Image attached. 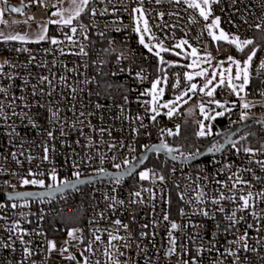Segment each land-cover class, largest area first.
<instances>
[{"label": "built area", "instance_id": "1", "mask_svg": "<svg viewBox=\"0 0 264 264\" xmlns=\"http://www.w3.org/2000/svg\"><path fill=\"white\" fill-rule=\"evenodd\" d=\"M12 4L24 5L22 12L34 21L47 20L60 5L58 0H43L46 7L30 0ZM138 8L158 41L171 46L185 40L208 52L211 69L231 63L229 56L242 65L255 48L251 82L242 91L223 87L211 97L204 95L199 88L206 79L188 81L184 66L172 64L165 53L162 63L157 52L140 42L135 14L141 13L133 11ZM87 12L80 24L49 25L46 39L0 44L5 58L0 65V264H264V199L259 195L264 193V145L245 146V140L189 164L160 155L163 163L148 179L136 171L53 196L7 197L53 188L77 179L75 172L81 178L122 170L152 144L177 146L165 137L191 105L197 121L201 103H232L225 113L227 128L264 112V0H219L212 3L208 20L183 0H89ZM216 17L226 39L254 44L240 51L230 40H214L207 25ZM53 38L58 43H51ZM154 80H166L170 96L192 83L197 91L189 92L190 99L171 117L157 115L149 101ZM199 131L195 124L193 143L178 145L172 154H199L205 144ZM53 172L58 182L51 179ZM24 179L43 180L44 185L23 184ZM249 192V206L243 208L239 197ZM75 209L83 221L61 227L60 215ZM233 212L234 226L228 219ZM72 228L81 229L80 242L71 240ZM245 234V241L237 242ZM56 239L66 243L53 250L50 244Z\"/></svg>", "mask_w": 264, "mask_h": 264}, {"label": "rangeland", "instance_id": "2", "mask_svg": "<svg viewBox=\"0 0 264 264\" xmlns=\"http://www.w3.org/2000/svg\"><path fill=\"white\" fill-rule=\"evenodd\" d=\"M183 1H185V0H183ZM12 2H13V0H6V2H5V0H1L0 1V9L3 10V16L0 17V23L1 24H6V25L10 24L11 27L14 30L18 29V30H25V31H30V30L42 31L41 25H43V23H41V24L39 22L35 23V21L30 19V17L26 16L24 14V12H22L20 15H13V14H11L9 16L6 15L5 13H6V7L7 6H5V4L7 5V3H12ZM194 2L200 3L202 7H205L206 11L208 10L207 7L203 5L202 0H194ZM211 6H212V4H211ZM58 8H63V4H60ZM58 8H55L52 11V13L57 11ZM198 11H199V9H198ZM52 13H51V16L47 19L46 22H48V21H58V20L61 19L60 16H54V15H52ZM65 15H67V14L65 13ZM135 15H136V28L137 27L140 28V31L138 32L139 33V37L140 38H141V36L144 37V43L143 44L145 45V47H147L149 49H152L155 52H159L160 53V58L163 59L164 58L163 53H165V55L167 56V59L169 58L172 64L184 66L185 69H186V73L193 75V78H197V77H200L202 79L210 78L212 72L215 70L217 72V79L213 81V85H217L218 82H219V72L222 69H227V68L231 67L232 68L231 76L233 77V83H234V80H235L234 77H235V74H236V67H235L234 64L226 63V62H219V63L214 65V69H211L212 66H213V61H212V56L211 55H210L211 56V62L210 63L206 62V59H207L206 54H209L208 52H204L201 49L197 48L196 46H194L192 44H189L188 42L186 44H183L181 47H176V45L181 44V42L185 41V40H180V41H178L177 43H175V44H173L171 46L162 44L160 41L157 40V38L154 35V33H152L148 23H147L148 31L147 32L144 31V27H145L144 21L146 20L145 16L143 14L142 15L139 14L137 16V13ZM25 21H26V23H25ZM51 24H57V23H51ZM211 29L213 31L212 36L219 37L221 31H223L226 34V36H227V33L223 30V28H221L219 26V24H218V26H213ZM5 36H7L6 33L0 32V41L1 40H5L4 39ZM44 36H45V39H46L47 38V34H44ZM233 38H235V37H231V39H233ZM231 39H229V40H231ZM29 40H31V39L12 40V41L28 42ZM214 40H217V39H214ZM223 40L229 41L228 39H223ZM161 48L168 49L169 51H161ZM193 48H195L197 50V55L195 57L191 54ZM176 53H179V55H177ZM4 59H5L4 56L0 55V65H2L4 63ZM193 60L197 61L196 66L188 67V65L192 64ZM245 60H247V58H245ZM241 67H243V64L241 65ZM202 69H207L208 77H202V76L195 75L197 72L201 71ZM228 75H229V73L225 72V85L216 87V90H215L214 94H216V91L219 88L227 87V77H228ZM251 80H252V75H251V71H250V68H249V81H248V83L251 82ZM155 81H157V80H154L153 82H155ZM238 81H240V80H238ZM166 87H167V81L166 80L161 81L160 84L157 85V91H159V89H163L162 95H159L158 99H157L156 113H159V114L160 113H166L167 114V112L169 110L167 108L160 107L159 105H162V104H164L166 102H169V101H175V97L176 96L168 95L167 91H166ZM151 99H152V96L150 97L149 101H151ZM189 99H190V96H184L182 100H180L178 102H175V104H173L172 107H174L175 111H177L179 108L183 107V105L186 104L184 101H188ZM214 101H219L220 104L223 105V107L217 106V104L214 103ZM203 104H204V108L208 109V110H205L204 113H202L201 110H200L199 111L200 115H199L197 121H196L197 110H195L194 105H191V106L187 107L184 110L183 120L182 121L184 123L190 121V123L193 126V130H194L195 124H198L199 128H200V124L202 122L205 125V131L208 132L207 135L211 137L217 131L215 126H214V120L216 118L223 117L225 115V113L227 112V110L230 109L232 103H230V105L228 107H226L227 105H226L225 101L217 99V100H213V101H210V102H204ZM151 107H152V105H151ZM217 112H223L224 114L222 116H217L216 115ZM206 117H215V119H208ZM257 117L264 118V112L259 114ZM181 123L182 122H179L176 125V127L171 129V132L174 133V134L173 135L167 134V137H165V142H167V141H171L172 143L175 142V144L177 146L180 145V144L189 145L190 143H193V133H192V136L190 138V141L188 143L184 142L185 140L182 138ZM243 144L245 146L248 145L246 142H244ZM233 146H239V145L234 143ZM257 146H259V145H257ZM142 172H147L148 173V176L146 178V179H148L151 176H154L156 174V168L148 167V166L144 167L143 166L137 172L139 177H140V173H142ZM64 180L65 179H62V182H64ZM56 182H58V181H56ZM70 232L72 233V235L70 236L72 241L80 242L82 240V235H81V229L80 228H72V229L69 230L68 234ZM65 243H66V240H63V239L52 240L51 244H54L55 247L54 248L51 247V248L53 250L61 249L65 245Z\"/></svg>", "mask_w": 264, "mask_h": 264}, {"label": "snow or ice", "instance_id": "3", "mask_svg": "<svg viewBox=\"0 0 264 264\" xmlns=\"http://www.w3.org/2000/svg\"><path fill=\"white\" fill-rule=\"evenodd\" d=\"M6 2V0H5ZM31 3H35V4H38L40 6H45L43 4V0H30ZM157 2H159V0H157ZM177 3L180 2V0H176ZM186 3H188V6L191 7V8H194V9H199V14L201 17L204 18V20H208V17L209 15L211 14V4L212 3H218L219 0H202V3L204 6L207 7V11L205 10V7H202L200 3H196L194 2V0H185ZM58 3L62 4L63 3V0H58ZM68 3H69V7L67 8H58L57 11L53 12L52 15L54 16H60L61 19L58 20V21H48L47 23H61V24H64V25H67V26H71L72 23H73V20L78 18L80 16V14L82 12H84L85 10V7L88 5L89 3V0H68ZM52 7H57V5H53ZM11 11L12 12H20L21 9L18 8V7H13L11 8ZM134 12H140L141 15L143 14L142 13V10L141 9H133ZM65 13L67 15H65ZM3 15V10L0 9V16ZM163 15V14H161ZM30 19H33V17H30ZM219 17H216L213 21H212V24L211 25H207V27H209L210 29L213 27V26H218L219 24ZM26 23V21H25ZM138 23V22H137ZM144 31L147 32L148 31V27H147V21L145 20L144 21ZM256 28L257 29H261V25L260 24H257L256 25ZM41 34L38 36V39L39 40H43L45 39V36L43 34V32L46 31V26L45 25H41ZM137 32L140 31V28L137 27L135 29ZM77 31L76 27H71V32L73 34H75V32ZM68 39H71V37H67ZM226 34L221 31L220 33V36L217 37V36H213V39H226ZM5 40H24L25 39V36H21V35H7L4 37ZM140 42L141 43H144V37L141 36L140 38ZM230 43H233L236 45V47L238 48V50L240 51H243L244 50V47L245 46H248V45H253L254 44V41L251 40V39H247V40H243V41H240L239 37H235L233 39H231L229 41ZM51 43L53 44H56L58 43V41L53 38L51 40ZM187 41H182L181 44H178L176 45V47H181L183 44H186ZM161 51H169L168 49H164V48H161ZM81 52H83V48H81ZM177 55H179V53H176ZM194 57L197 55V50L195 48L192 49V53H191ZM256 54V50L255 48L252 49L251 53L248 55L247 57V60H245L243 62V67H241V62L238 61V60H235L233 57L229 56L227 57V60L231 62V64H234L235 67H236V74H235V77L234 79L235 80H242V83L239 85V89L242 91L244 89V86L247 85L248 81H249V67H250V64H251V61L253 59V57L255 56ZM86 55V53H85ZM157 56L160 55L159 52L156 53ZM206 62L210 63L211 62V56L210 54H206ZM161 62L163 63V59L161 58ZM197 64V61L196 60H193L192 64L188 65V67H194L196 66ZM2 67V66H0ZM261 67L264 68V61L261 62ZM225 72L229 73L228 77H227V87L231 88L233 92H236L237 91V85L233 83V77L231 76V72H232V68L229 67L227 69H222L220 72H219V82L217 85H213V81L217 79V72L214 70L211 74V77L210 78H207L206 79V83L199 88V91L201 93H203L204 95L206 96H213L215 90H216V87L218 86H222V85H225ZM195 75L197 76H202V77H208V73H207V69H202L201 71L197 72ZM185 77L188 81H191L193 79V75L191 74H188V73H185ZM44 79H47L46 77ZM160 80H157L155 82H153L152 84V89L151 91L149 92V94L152 96V99L150 101V104L152 105L151 107V111L156 113V109H157V99H158V96L159 95H162L163 93V89H159V91H157V85L160 84ZM178 81H177V85L175 86H178ZM174 86V87H175ZM211 86V87H210ZM0 91H3V89H0ZM197 91V85L195 83H192L186 91H182L180 93V95H177L175 97V101H169V102H166L162 105H159L160 107H164V108H167L169 109L168 112H167V115L169 117H171L173 114H174V111H175V108L172 107L173 104H175V102H178L180 100L183 99L184 96H187L189 92H193L195 93ZM185 103L187 101H184ZM214 103L217 104V106L219 107H223L222 104H220L219 101H214ZM200 107V110L202 113H204L205 111V108H204V104L201 103L199 105ZM244 107L245 108H248L249 105L248 104H244ZM157 115L159 113H156ZM224 113L223 112H217L216 115L217 116H222ZM153 120L156 119V116L153 115L151 117ZM208 119H215V117H206ZM243 118V117H242ZM200 131L198 133L199 136H204L206 134L205 132V125L201 122L200 124ZM168 134L169 135H173L174 133L171 132V130L168 131ZM49 135L51 136V133H49ZM160 147L162 148H167V150L169 152L172 151L171 148H169L166 144H164L163 142L161 143ZM153 148H156V150L158 151L159 148H157L156 146H153ZM218 150V149H217ZM45 151L47 152V149H45ZM245 151H248V152H251L252 150L251 149H245ZM175 158V157H174ZM45 159H47V156H45ZM128 161H125V164H127ZM262 165H264V162H261ZM117 168L120 167V165H115ZM102 171V170H101ZM74 175L78 178L80 173L79 172H75ZM148 176V173L147 172H142L140 173V177L141 179H146ZM51 179L53 181H56L57 177L55 175V172H53V174L51 175ZM160 179H163V177H161ZM237 182H243V181H240L239 179L237 180ZM22 183L23 184H29V183H32V184H39L40 186H43L44 185V181L43 180H28V179H24L22 180ZM65 183V186H67V182H64ZM233 187H235V184L233 185ZM20 195H28V194H20ZM136 196H139L140 193H135ZM252 193L249 192L247 194V196H240L239 199L241 201H243V205L242 207L243 208H247L249 206V199L252 197ZM261 196L262 199H264V193H260L259 194ZM221 199H224L225 197L221 196L220 197ZM214 202H218V201H214ZM207 214V213H205ZM235 216H236V213L233 212L231 216L228 217L229 221L231 222V224L234 226V224L237 222L236 219H235ZM164 219L167 220L168 219V216L165 215L164 216ZM117 224H120V221H116ZM125 228H127V225H124ZM171 227L173 229L177 228V225L175 223H173L171 225ZM249 227H251V225H249ZM69 235L71 236L72 233L70 232ZM169 237H170V240H172V243H174V239H172L171 237V233H169ZM245 237H246V234L245 236H241L239 237V241L237 242H244L245 241ZM117 237L113 236L111 237V239H116ZM96 239L98 240L99 237H96ZM51 247H55L54 244H51ZM243 247L245 250H248V245L247 243H243ZM90 250V249H89ZM254 250V249H253ZM66 251V250H65ZM25 252H29V250L26 248L25 249ZM30 254V253H29ZM228 254L229 255H232V256H236V253L235 252H232L231 250H228ZM70 259H74V257H69ZM237 259H239V257H237ZM85 264H87V261L85 260ZM217 264H222V262H217Z\"/></svg>", "mask_w": 264, "mask_h": 264}, {"label": "water", "instance_id": "4", "mask_svg": "<svg viewBox=\"0 0 264 264\" xmlns=\"http://www.w3.org/2000/svg\"><path fill=\"white\" fill-rule=\"evenodd\" d=\"M13 7H18L21 9V11L12 12L11 8ZM24 8L25 7L22 4L14 5L12 3H7V9L13 15H20L21 12L24 10ZM234 84L239 86L241 82L234 81ZM205 110H208V109H205ZM254 125L260 127L261 130L264 132V118H261V117H251V118L244 120L237 126L227 128L224 130H217L216 134L213 135L207 142H205L202 151L193 157L177 158L172 154V152L174 150L180 149L181 148L180 146H172V145L166 144L169 148L172 149V151L169 152L167 148L160 147L161 143H156L146 148L142 153H140V155L137 157L135 161L130 163L127 167H125L122 170H118L114 172H103L100 174L89 175V176H85V177H81L77 179H72V180L66 181L67 186H65V183H62L53 188L39 190V191H23V192L15 193L12 195H8L7 197L10 199H23V198H28V197L53 196L56 194L66 192L71 189H75L76 187L83 186L89 182H93L96 180L112 179V178L124 179V178H127L133 175L136 171H138L141 167H143L146 161L148 160V158L150 157V155L152 154L163 155L167 159L175 163H178V164H185V163L189 164L194 161L200 160L203 157L219 153L223 151L226 147L230 146L231 144L238 143L244 140L247 137L248 133L243 134L242 136H238V135H240L248 127H251ZM206 135H207V132L202 137H205ZM219 141H220L219 145L217 146V148H215L213 145ZM153 146H156L157 148H159V150L157 151L156 148H153ZM20 194H28V195H20Z\"/></svg>", "mask_w": 264, "mask_h": 264}, {"label": "trees", "instance_id": "5", "mask_svg": "<svg viewBox=\"0 0 264 264\" xmlns=\"http://www.w3.org/2000/svg\"><path fill=\"white\" fill-rule=\"evenodd\" d=\"M5 6H7L5 4ZM87 8L86 10L78 17L74 20V24H80L84 19H86L87 16ZM6 15H11V13L8 11L7 7H6ZM53 24H50V26H52ZM5 40H1V43H4ZM106 52V48L103 49V53ZM110 57L106 54V57H104V71L108 72V66L110 64ZM181 130H182V138L185 140L184 142L188 143L190 141V138L192 136L193 133V126L192 124L189 122L184 123L183 121H181ZM227 119L225 117V115L223 117H219L216 118L214 120V126L216 128V130H224L227 128ZM243 134H247V137L244 139L245 142L248 145L251 146H257V145H264V132L261 130L260 127L258 126H251L248 127L245 131L242 132ZM209 140V137H201L200 141L201 142H206ZM164 158H162L161 156L159 158L157 157H149L148 160L146 161L145 166L148 167H154L156 168V170L158 168L161 167L162 163H163ZM77 221H83L82 219V215L81 212L78 209H75L74 211H70L66 214H61L60 218H59V224L62 226H68L69 224L72 223H76Z\"/></svg>", "mask_w": 264, "mask_h": 264}, {"label": "crops", "instance_id": "6", "mask_svg": "<svg viewBox=\"0 0 264 264\" xmlns=\"http://www.w3.org/2000/svg\"><path fill=\"white\" fill-rule=\"evenodd\" d=\"M1 1V0H0ZM63 8H67L69 7V3L67 0H63ZM88 6V5H87ZM87 6L85 7V10L87 8ZM84 10V11H85ZM83 13V12H82ZM81 13V14H82ZM80 14V15H81ZM3 16V15H2ZM1 17V16H0ZM75 20V19H74ZM47 20H37L35 21V23H43V25L46 26V31L43 32V34L47 33L48 27L51 23H47ZM0 32L2 33H6V35H21V36H25V39H31L28 42H36L39 41L38 36L41 34V31H37V30H30V31H25V30H14L11 25H6V24H1L0 23Z\"/></svg>", "mask_w": 264, "mask_h": 264}, {"label": "flooded vegetation", "instance_id": "7", "mask_svg": "<svg viewBox=\"0 0 264 264\" xmlns=\"http://www.w3.org/2000/svg\"><path fill=\"white\" fill-rule=\"evenodd\" d=\"M216 134V133H215ZM243 135V133H241V135L240 136H242ZM219 143H220V141L219 142H217V143H215V145H219ZM150 157H157V158H159L160 157V155H157V154H152V155H150Z\"/></svg>", "mask_w": 264, "mask_h": 264}]
</instances>
